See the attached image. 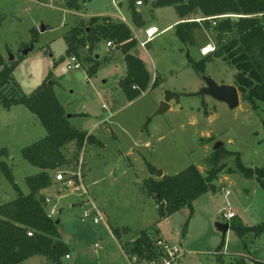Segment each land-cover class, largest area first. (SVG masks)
<instances>
[{"label":"rangeland","instance_id":"374dc122","mask_svg":"<svg viewBox=\"0 0 264 264\" xmlns=\"http://www.w3.org/2000/svg\"><path fill=\"white\" fill-rule=\"evenodd\" d=\"M141 1L137 8L143 25L137 27L130 17L129 0H91L79 11L68 9L63 0H0V53L7 62L15 61L12 77L19 91L31 93L49 74L48 81L57 100L65 114L70 115L69 123L87 130L102 143V146L86 143L78 152L73 142L68 143L63 149L68 164L54 170L53 175L57 181L58 174L67 175L79 167L83 184L104 214L106 226L81 219V197L75 191L63 190L61 181L47 187L50 201L45 212L54 206L50 217L57 222L59 238L69 250L68 256L60 261L62 264H130L124 253L126 243L147 228L151 238L161 236L171 244L181 245L183 255L178 264H220L214 261V251L222 238L224 245L219 252L224 254L225 264H234L237 255L264 261V232L239 238L230 229L222 235L217 227L227 221L222 216L225 211H232L247 225L264 220V190L254 177L233 170V155L221 157L224 168L213 181L214 190L191 202V216L190 208L184 206L158 221L155 200L142 187L144 179L160 178L149 171L148 164L166 175L188 165L196 166L204 174L203 159L213 151L216 142H221L227 150L239 152L245 166L264 168L260 123L264 103L257 102L253 108L238 91L239 104L229 109L208 95L193 94L203 82L188 64L187 55L197 59L198 46L200 52L202 45L210 42L212 31L195 33L197 46L185 50L172 27L144 47L134 38L136 45L130 52L143 61L149 73V85L131 100L117 84L125 74L123 54L115 47L107 48L106 41L102 40L93 52L98 54L97 59L109 58V61L102 63L94 75L87 77L83 63L81 68L66 67L70 56L65 52L63 36L80 20L86 21L87 15H116L118 18H114L125 21L137 37L143 36L147 25L162 30L176 23L173 7L152 8L149 0ZM29 46L30 50L24 54L23 50ZM10 56L12 59L8 60ZM235 72L222 60L213 59L205 63L203 74L218 84L234 85ZM155 75L159 83L153 86ZM164 91L178 96L165 100ZM162 100L170 106L158 112ZM45 133L38 118L25 106L18 104L6 109L0 105V149L5 148L7 154L0 160L24 194L29 191L25 177L36 173L37 168L22 158L21 149ZM228 169L232 171L227 172ZM10 179L0 170V202L16 194ZM116 227H127L129 232L117 238L111 232ZM19 264L55 263L34 256Z\"/></svg>","mask_w":264,"mask_h":264},{"label":"trees","instance_id":"16d2710c","mask_svg":"<svg viewBox=\"0 0 264 264\" xmlns=\"http://www.w3.org/2000/svg\"><path fill=\"white\" fill-rule=\"evenodd\" d=\"M65 6L73 11L83 10L91 0H63ZM146 1V0H144ZM152 8L173 7L179 21L174 24V34L183 44V50L196 45L195 32L210 30L214 33L213 50L192 59L187 55L188 64L199 75L204 73L205 63L220 59L233 67L234 85L242 99L257 107V102L264 103V0H150ZM129 0L130 17L135 26H142L140 13ZM195 18H199L196 21ZM2 18L0 17V22ZM65 52L75 56L86 64L83 68L87 77L94 75L100 65L108 62L94 57L93 50L102 41H111L123 54L125 75L117 84L123 95L131 100L145 91L149 85V73L143 61L130 52L136 45L130 28L124 22L109 15H90L87 20L70 27L64 34ZM84 53H83V52ZM84 66V65H83ZM15 61L7 62L0 53V105L10 108L23 105L34 114L43 125L45 135L21 149L22 158L34 165L38 171L25 177L28 193H22L10 179V171L0 160V170L10 179L15 189L14 198L0 202V264H19L34 257L43 256L55 264H62L61 257L68 255L67 245L59 238L55 221L45 212V196L42 188L53 183V171L68 164L64 147L73 142L77 152L86 143L102 146L101 141L87 130L69 123L64 108L59 103L48 81V76L31 93L19 91L12 77ZM159 83L155 75L152 85ZM182 93H179V95ZM164 99L178 96V93L164 91ZM264 139V117L261 119ZM233 155L234 169L245 177H254L264 190V168L245 166L239 152L222 146L213 150L203 159L205 171L202 174L194 165H188L173 175L163 174L160 178L143 180L146 195L154 198L158 221L187 206L202 193L214 190L213 181L223 170L220 162L223 155ZM5 148L0 149V157L5 156ZM151 173L155 168L148 164ZM232 170L228 169L227 172ZM188 216V217H189ZM229 229L239 238L258 235L264 232V220L256 225H247L236 215L227 220ZM147 229L139 231L135 239L126 243L127 255H136L139 259H151L156 256ZM28 232L31 234L29 235ZM117 238L129 232L127 227L111 230ZM224 238L216 247L215 260L225 264L220 248ZM234 264H264V261L244 255L234 256Z\"/></svg>","mask_w":264,"mask_h":264},{"label":"built area","instance_id":"2783aa9c","mask_svg":"<svg viewBox=\"0 0 264 264\" xmlns=\"http://www.w3.org/2000/svg\"><path fill=\"white\" fill-rule=\"evenodd\" d=\"M135 5H141V0H135ZM196 21H199V18H195ZM157 29L154 26H150L145 29V38L142 41H139V46L144 47L147 42L153 37V35L156 33ZM105 45L109 49H113L115 47V44H113L111 41H106ZM213 50V46L206 45L203 48L200 49L201 54H206L209 51ZM81 62L77 59L75 56L69 57V62L67 63L66 67L67 69H76L81 68ZM83 148V147H82ZM77 164H80V160L77 162ZM57 182L61 183V187L63 190H71L75 191L79 194L81 197L80 199V206L82 207L81 211V219H90L92 224H98L102 223L106 226L105 222V216L100 211V209L96 206L94 200L90 197L86 186H84L82 181V174L77 167V170H71L67 175H64L62 172L61 174L57 175ZM53 179L56 181L53 175ZM225 193L227 194L228 191L225 190ZM49 196L45 197V206L49 203ZM54 206L50 208L49 211H46V213L51 216L54 213ZM223 218L228 220L229 218L235 216V214L232 211H225L222 212ZM30 235L31 233L28 232ZM149 236V235H148ZM152 245L155 249L156 256L152 257L151 259H139L136 255H127L128 260L131 263L139 262L141 264H178L179 258L183 255V251L181 249V245L171 244L161 236H156L155 238H151ZM135 237L131 238V241H133ZM68 255H65L67 257Z\"/></svg>","mask_w":264,"mask_h":264},{"label":"water","instance_id":"95a60500","mask_svg":"<svg viewBox=\"0 0 264 264\" xmlns=\"http://www.w3.org/2000/svg\"><path fill=\"white\" fill-rule=\"evenodd\" d=\"M40 30H43V26L40 27ZM30 48L31 46L23 50V53L25 54L28 50H30ZM94 57L98 58V54L96 53ZM11 59L12 57L10 56L8 60H11ZM200 78L203 82V86H201V88L198 91L194 92L193 94L198 95V96L208 95L216 101L225 103L229 109H233L238 106L239 95H238V90L236 86L232 84H224V83L218 84L213 79H211L209 76L205 74H201ZM165 108H168V103L162 100L160 102V109L158 112L163 111ZM69 116L70 115L67 114V117ZM221 146H222L221 142H216L213 145V150H216ZM155 176L161 177L162 171L156 170ZM55 223L57 222L55 221ZM217 227L221 231L222 235H224L226 231L229 229V223L225 221L223 223L217 224Z\"/></svg>","mask_w":264,"mask_h":264},{"label":"crops","instance_id":"0c3cea01","mask_svg":"<svg viewBox=\"0 0 264 264\" xmlns=\"http://www.w3.org/2000/svg\"><path fill=\"white\" fill-rule=\"evenodd\" d=\"M134 1H135V0H134ZM149 1H150V0H149ZM138 6H140V5H137V6L135 7V9L139 12V10H138V8H137ZM116 9H117V8H116ZM128 9H129V8H128ZM139 13H140V12H139ZM106 15H109V16H111V17H113V18H114V17H115V18H118L116 15H112V14H106ZM87 16H89V15H87ZM115 18H114V19H115ZM178 21H179V18H178V16H177L176 23H177ZM124 22H125V21H124ZM142 25H143V24H142ZM127 26H128V25H127ZM150 26H154V25H147V26L145 27V29L148 28V27H150ZM173 26H174L173 24H169V25H167L165 28H163L162 30H158V29L156 28L157 31H156V33L153 35L152 38H154L156 35L162 33L165 29H167V28H169V27H172V28H173V32H174V27H173ZM128 27H129V26H128ZM154 27H155V26H154ZM129 28H130V27H129ZM145 29H144V31H145ZM130 30H131V28H130ZM139 31H140V33H141V30H139ZM144 31H143V36H142L143 38H142V37H139V36L137 37V36H136V33H133L132 30H131V33H132L133 37L138 41V42H137L138 44H139V41H142V40L145 38V33H144ZM200 31H201V30L196 31L195 33H198V32H200ZM210 33H211V39H210V42H209V43H204V44H206V45H210V46H211V45H212L211 43L214 41V35L212 34V32H210ZM174 35H175V34H174ZM152 38H151V39H152ZM151 39H150V40H151ZM212 39H213V41H212ZM150 40H149V41H150ZM149 41H148V42H149ZM148 42H147V43H148ZM196 42H197V40H196ZM204 44L202 45L201 48H203L204 46H206V45H204ZM182 46H183V44H182ZM182 46H181V47H182ZM195 46H197V43H196ZM200 46H201V45H200ZM140 47H141V46H140ZM201 48H200V49H201ZM182 49H183V47H182ZM199 53H200V52H199V46H198V54H199ZM201 55H204V54H201V53H200V56H201ZM200 56H198V58H199ZM145 68H146V67H145ZM124 75H125V74H124ZM124 75H123V76H124ZM167 102H169V101H167ZM169 106H170V105H169V103H168V107H169ZM175 108H177V107L175 106ZM37 171H38V169H37ZM162 175H163V173H162ZM58 183H59V182H57V181L54 180L52 184H58ZM47 189H48L47 187L42 188V189L40 190V192H41L44 196H47V193H46V190H47ZM234 214H235V213H234ZM121 248H122V247H121ZM122 250H123V248H122ZM123 251H124V250H123ZM124 253H125V252H124ZM127 258H128V256H127ZM259 260H260V259H259ZM214 261L216 262V260H214ZM129 262H130V261H129ZM130 264H131V263H130Z\"/></svg>","mask_w":264,"mask_h":264},{"label":"clouds","instance_id":"9594fccd","mask_svg":"<svg viewBox=\"0 0 264 264\" xmlns=\"http://www.w3.org/2000/svg\"><path fill=\"white\" fill-rule=\"evenodd\" d=\"M208 53V52H207Z\"/></svg>","mask_w":264,"mask_h":264}]
</instances>
